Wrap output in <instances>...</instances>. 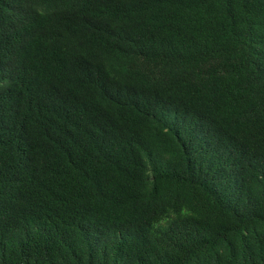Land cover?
I'll use <instances>...</instances> for the list:
<instances>
[{
	"label": "trees",
	"instance_id": "16d2710c",
	"mask_svg": "<svg viewBox=\"0 0 264 264\" xmlns=\"http://www.w3.org/2000/svg\"><path fill=\"white\" fill-rule=\"evenodd\" d=\"M0 264H264V0H0Z\"/></svg>",
	"mask_w": 264,
	"mask_h": 264
}]
</instances>
